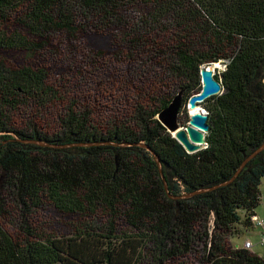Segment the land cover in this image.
Wrapping results in <instances>:
<instances>
[{
	"label": "trees",
	"instance_id": "trees-1",
	"mask_svg": "<svg viewBox=\"0 0 264 264\" xmlns=\"http://www.w3.org/2000/svg\"><path fill=\"white\" fill-rule=\"evenodd\" d=\"M15 16L36 41L7 36ZM108 32L121 35L112 60L90 44ZM15 51L47 54L56 74L70 62L111 71L124 59L135 95L100 129L64 92L69 76L64 86L40 65L8 66ZM218 63L224 91L201 105L207 146L189 154L158 115L180 91L188 103L201 68ZM162 73L165 93L152 87ZM263 79L264 0H0V264H264L233 243L256 227L262 204L264 150L240 169L264 145ZM24 109H58L57 131L17 127L11 116ZM43 197L86 223L15 239L3 224L7 199L29 208Z\"/></svg>",
	"mask_w": 264,
	"mask_h": 264
},
{
	"label": "rangeland",
	"instance_id": "rangeland-1",
	"mask_svg": "<svg viewBox=\"0 0 264 264\" xmlns=\"http://www.w3.org/2000/svg\"><path fill=\"white\" fill-rule=\"evenodd\" d=\"M22 16H15L12 21L3 25V29L7 32L8 37H12L14 34H21L25 38H28L31 42L36 41L34 37L29 36L27 31H24L19 24ZM176 31L172 35L175 36ZM100 37L97 40L90 41V44L94 46L98 52L105 54L108 60L109 56L115 54V44L114 39L118 40L121 38L119 33H99ZM46 60L47 62H42ZM58 59V58H57ZM6 64L11 67H22V66H38L47 68L51 70L49 73L53 80H58L59 82H64L63 85L66 86V79L70 77V89L73 92H69L64 89L70 95L69 99L76 100L79 102L81 107H87L94 112L95 126L98 128H105L112 118L122 116L125 114L124 110L128 106V100L135 95L133 89L131 88L130 81L133 79L128 72V65L126 61L115 60L114 66L111 71L104 70L103 67L100 71L92 70L88 67L80 69L79 62L75 64L71 63L68 66L64 65L63 60H59L61 64L64 65L65 70L63 73H54V67H52V61H48L49 58L47 54H42L39 57L37 54H32L27 51L23 52H13L9 53L5 57ZM211 65L215 75H221L225 70L226 66L220 64L219 68ZM101 67V66H99ZM98 67V68H99ZM72 68V69H71ZM79 69V70H73ZM104 70V74L107 73L105 81L101 82L102 79L99 78L100 73ZM98 71V72H97ZM112 72V73H111ZM91 73L95 74L90 77ZM90 79V80H89ZM94 79H97L93 81ZM264 82V79H263ZM166 76L164 73L157 76L156 80H153L152 87L154 89L161 88L165 93ZM202 87V83H201ZM141 91V90H139ZM146 93L144 92V95ZM114 101V103L112 102ZM120 106V112L116 111L117 106ZM204 114H207V110L202 107ZM58 109H48L46 112L41 111H28L24 109L18 113H13L11 116L12 123L17 127L24 129L28 124H37L41 127L42 132L54 134L57 131L60 122L58 121L57 115ZM192 112L189 107L184 108V113L180 116V121L185 123L182 127H186L189 124L190 116ZM125 118V117H124ZM261 192L264 195V179L262 180ZM28 207H24L17 203L15 200L11 201L7 199V214L3 219V224L7 231L17 240H23L27 236L26 231L33 232L36 236H52V235H69L81 225L86 223L85 216L82 215H69L58 208V206L53 203L49 198L43 197L39 206H34L29 204ZM257 212L263 213L262 219H264V198L262 199V204L257 210ZM89 216V214H85ZM258 215V214H257ZM94 219H103L101 215L95 216ZM120 227L126 228V223L121 220ZM247 241H251L254 245L251 250L253 253L264 258V248L260 244V229L254 227L251 230L244 231L240 237L233 240L234 245L244 247ZM179 264H195V260H184L179 262Z\"/></svg>",
	"mask_w": 264,
	"mask_h": 264
},
{
	"label": "water",
	"instance_id": "water-1",
	"mask_svg": "<svg viewBox=\"0 0 264 264\" xmlns=\"http://www.w3.org/2000/svg\"><path fill=\"white\" fill-rule=\"evenodd\" d=\"M212 64L203 66L200 71L202 79V89L195 95H193L189 102L186 103L189 110L197 111L190 116L189 124L186 127L180 126L179 123V111L184 104L183 91H180L169 104V106L163 109L158 115V119L163 126L173 135V137L186 149L189 154H195L207 146V134L210 131L209 115L204 114L202 110V104L205 103L211 97L220 95L223 93L222 84L215 78V73L211 67ZM42 146H51L49 144L42 143ZM56 147V146H52ZM264 150V145L257 150L246 162L242 165L240 171L245 167L248 161L253 159L257 154ZM157 161L160 165L159 159ZM240 171L238 173H240ZM162 174V170H161ZM165 181V179H164ZM165 187L168 192V184L165 181ZM175 199V197H171Z\"/></svg>",
	"mask_w": 264,
	"mask_h": 264
},
{
	"label": "built area",
	"instance_id": "built-area-1",
	"mask_svg": "<svg viewBox=\"0 0 264 264\" xmlns=\"http://www.w3.org/2000/svg\"><path fill=\"white\" fill-rule=\"evenodd\" d=\"M255 225L257 228L260 229V244L264 248V220L261 219H255ZM254 247L253 243L251 241H247L244 248L248 250H252Z\"/></svg>",
	"mask_w": 264,
	"mask_h": 264
},
{
	"label": "flooded vegetation",
	"instance_id": "flooded-vegetation-1",
	"mask_svg": "<svg viewBox=\"0 0 264 264\" xmlns=\"http://www.w3.org/2000/svg\"><path fill=\"white\" fill-rule=\"evenodd\" d=\"M186 107H187V104L185 103V98H184V104H183L182 108L179 111V117H178L179 119H180L181 114L184 113V108H186ZM208 115H209V113H208Z\"/></svg>",
	"mask_w": 264,
	"mask_h": 264
},
{
	"label": "crops",
	"instance_id": "crops-1",
	"mask_svg": "<svg viewBox=\"0 0 264 264\" xmlns=\"http://www.w3.org/2000/svg\"><path fill=\"white\" fill-rule=\"evenodd\" d=\"M264 198V195H263V193H262V199ZM257 219H261V220H264V219H262V216H263V213H260V212H257Z\"/></svg>",
	"mask_w": 264,
	"mask_h": 264
},
{
	"label": "bare ground",
	"instance_id": "bare-ground-1",
	"mask_svg": "<svg viewBox=\"0 0 264 264\" xmlns=\"http://www.w3.org/2000/svg\"><path fill=\"white\" fill-rule=\"evenodd\" d=\"M212 66H213V65H212ZM215 67H216V68H219V67H220V64H219V63L216 64ZM197 111H201V109H197L196 111L192 112V114L196 113Z\"/></svg>",
	"mask_w": 264,
	"mask_h": 264
}]
</instances>
